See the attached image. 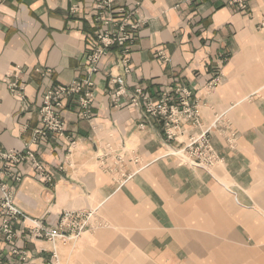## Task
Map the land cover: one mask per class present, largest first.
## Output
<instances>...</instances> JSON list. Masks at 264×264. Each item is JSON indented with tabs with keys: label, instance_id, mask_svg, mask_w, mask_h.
I'll return each mask as SVG.
<instances>
[{
	"label": "crops",
	"instance_id": "obj_1",
	"mask_svg": "<svg viewBox=\"0 0 264 264\" xmlns=\"http://www.w3.org/2000/svg\"><path fill=\"white\" fill-rule=\"evenodd\" d=\"M115 2L138 3L135 18L146 20L128 70L121 48L108 50L91 77L89 117L67 97L62 134L37 149L43 168L21 164L17 183L5 179L29 219L54 223L64 210L95 209L91 228L51 241L33 237L26 219L13 242L0 231V264H264V0H245L244 10L223 0ZM92 4L0 0L1 149L20 150L39 124L7 81L23 80L39 106L47 89L86 75ZM177 83L192 92L199 126L184 122L168 141L132 96L140 86L157 99ZM208 128L216 162L207 170L180 163L175 151Z\"/></svg>",
	"mask_w": 264,
	"mask_h": 264
},
{
	"label": "built area",
	"instance_id": "obj_2",
	"mask_svg": "<svg viewBox=\"0 0 264 264\" xmlns=\"http://www.w3.org/2000/svg\"><path fill=\"white\" fill-rule=\"evenodd\" d=\"M223 1L239 10L246 9L245 0ZM78 11V6H71L70 12ZM139 11L138 3L125 6L116 4L115 0H93L89 15L94 22L95 31L88 38L89 43L85 54L86 75L68 84H56L47 89L41 96L39 106H33L27 101L23 80L15 77L16 79L7 81L8 91L19 101L20 111H37L39 124L29 129V138L20 150L0 148V230L5 240L11 239L12 223L17 220L23 222L28 219L32 223L30 233L33 237L51 241L77 238L91 228L95 209L64 210L57 216L54 223H45L38 218L29 219L15 206L11 187L4 180L18 181L21 175L19 171L21 164H29L37 170L43 168L37 149L46 141L49 133L62 134L64 129L62 108L67 97L76 95L78 104L83 110L81 114L89 117V106L93 100L91 77L98 70V64L108 50L114 47L121 48L120 64L124 71L128 70V51L146 21L135 18ZM35 71L39 70L35 69ZM47 72L48 70H45L44 73ZM219 80L220 76L217 74L211 79L209 85H214ZM111 81L118 84L114 94H121L123 91L121 77L115 76ZM132 104L141 109L145 118H155L161 123L163 134L168 141L176 138L177 131L184 122L199 126L197 104L192 99V92L182 83L168 86L165 91L159 92L157 99H152L140 86H137L132 96ZM208 131L209 128L190 136L184 146L175 151L180 163L207 170L216 162L217 156L209 142ZM12 251L16 252L14 249Z\"/></svg>",
	"mask_w": 264,
	"mask_h": 264
},
{
	"label": "rangeland",
	"instance_id": "obj_3",
	"mask_svg": "<svg viewBox=\"0 0 264 264\" xmlns=\"http://www.w3.org/2000/svg\"><path fill=\"white\" fill-rule=\"evenodd\" d=\"M214 76H216V75H214ZM211 81V80H210ZM50 134V133H49ZM52 134V133H51ZM41 164H42V162H41ZM43 166V165H42ZM20 180V179H19ZM18 180V181H19ZM5 181V180H4ZM18 181H13V183L15 184V183H17ZM6 182V181H5ZM13 184V185H14ZM9 187H11V192H12V188H13V186H9ZM12 194V196H13V192L11 193ZM14 202V201H13ZM16 206V205H15ZM17 207V206H16ZM20 209V208H19ZM21 210V209H20ZM22 211V210H21ZM40 220H42V219H40ZM26 220H24L23 222H21V221H19V220H17V221H14V223H12V233H13V235H12V237H11V239L8 241V242H13V240L16 238V236H17V232L18 231H21L22 229H25V230H28V228L29 227H27V226H25L23 223L25 222ZM43 221H45V220H43ZM48 221H45V223H47ZM30 228H32V226L30 227ZM1 231V230H0ZM30 231V230H29ZM2 233V232H1ZM31 234V233H30ZM2 237L4 238V236H3V234H2ZM5 240V239H4ZM7 241V240H6ZM13 249L16 251L15 253L12 251V253L13 254H19V250L17 249V247L15 246V247H13ZM12 249V250H13Z\"/></svg>",
	"mask_w": 264,
	"mask_h": 264
}]
</instances>
